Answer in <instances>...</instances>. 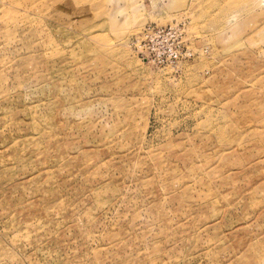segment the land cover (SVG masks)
Instances as JSON below:
<instances>
[{"label": "rangeland", "instance_id": "obj_1", "mask_svg": "<svg viewBox=\"0 0 264 264\" xmlns=\"http://www.w3.org/2000/svg\"><path fill=\"white\" fill-rule=\"evenodd\" d=\"M0 264H264V0H0Z\"/></svg>", "mask_w": 264, "mask_h": 264}]
</instances>
